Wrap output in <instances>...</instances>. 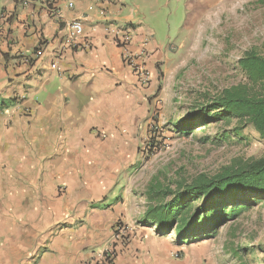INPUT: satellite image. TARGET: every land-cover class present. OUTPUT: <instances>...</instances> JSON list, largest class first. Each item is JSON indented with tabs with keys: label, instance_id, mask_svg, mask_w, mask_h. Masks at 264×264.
I'll return each instance as SVG.
<instances>
[{
	"label": "crops",
	"instance_id": "1",
	"mask_svg": "<svg viewBox=\"0 0 264 264\" xmlns=\"http://www.w3.org/2000/svg\"><path fill=\"white\" fill-rule=\"evenodd\" d=\"M56 1L53 13L0 1V264H96L114 247V264H173L176 248L139 224L146 211L117 180L146 87L110 32L130 30L133 52L163 60L150 24L164 0ZM74 20L84 35L68 46ZM120 218L127 244L113 238Z\"/></svg>",
	"mask_w": 264,
	"mask_h": 264
},
{
	"label": "rangeland",
	"instance_id": "2",
	"mask_svg": "<svg viewBox=\"0 0 264 264\" xmlns=\"http://www.w3.org/2000/svg\"><path fill=\"white\" fill-rule=\"evenodd\" d=\"M167 1L161 19L150 24L166 55L149 61L152 85L143 88V102L134 105L135 143L118 169L120 189L127 191L124 200L145 211L154 202L147 192L152 184L175 189L264 155V140L252 125L237 119L208 122L201 116L206 114L202 107L225 89L246 81L238 62L249 50L264 55V0ZM147 143L159 149L144 155ZM248 199V206L217 235L193 244L180 245L176 229L157 235L155 227L142 224L144 217L139 224L166 237L159 246L176 248L166 259L173 264H264V197ZM118 225L130 227L120 218L112 230Z\"/></svg>",
	"mask_w": 264,
	"mask_h": 264
},
{
	"label": "trees",
	"instance_id": "3",
	"mask_svg": "<svg viewBox=\"0 0 264 264\" xmlns=\"http://www.w3.org/2000/svg\"><path fill=\"white\" fill-rule=\"evenodd\" d=\"M238 65L246 81L225 89L214 102L202 107L206 113L201 114L202 119L244 121L264 140V55L251 49ZM158 149L152 143L149 153L154 154ZM147 192L154 202L149 205L142 224L155 227L159 236L176 229L180 245L197 243L204 236L217 235L219 227L236 219L248 206V198L264 197V155L255 160L237 161L213 177L200 176L175 189L152 184Z\"/></svg>",
	"mask_w": 264,
	"mask_h": 264
},
{
	"label": "built area",
	"instance_id": "4",
	"mask_svg": "<svg viewBox=\"0 0 264 264\" xmlns=\"http://www.w3.org/2000/svg\"><path fill=\"white\" fill-rule=\"evenodd\" d=\"M17 3L23 7H28L33 1L36 0H15ZM49 10H52L51 13L55 12V6L57 4L56 0H42ZM70 7L73 6L71 2ZM110 31V30H109ZM114 37H116L117 46L122 49V58L126 66L131 68L138 79V82L141 86L147 87L151 84L153 78V70L149 66V57L147 55L146 49L143 48L140 52H133L130 48V43L132 40V33L130 30H124L115 28L110 31ZM84 35V25L79 20L71 21L67 27V36L65 44L68 46H73L78 43V40L81 39ZM150 144H145L142 147V154H149ZM131 228L127 225L116 226L113 231V238L116 242H121L127 244L131 240ZM117 256V250L114 248L106 249L98 256L96 264H114ZM175 258H179V253L174 254Z\"/></svg>",
	"mask_w": 264,
	"mask_h": 264
}]
</instances>
